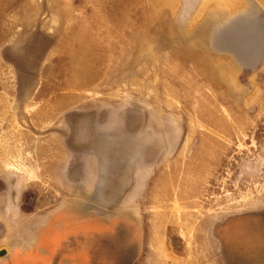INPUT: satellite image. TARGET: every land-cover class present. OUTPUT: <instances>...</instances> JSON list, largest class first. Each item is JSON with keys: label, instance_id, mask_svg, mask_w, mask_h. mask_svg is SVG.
Instances as JSON below:
<instances>
[{"label": "rangeland", "instance_id": "rangeland-1", "mask_svg": "<svg viewBox=\"0 0 264 264\" xmlns=\"http://www.w3.org/2000/svg\"><path fill=\"white\" fill-rule=\"evenodd\" d=\"M0 264H264V0H0Z\"/></svg>", "mask_w": 264, "mask_h": 264}, {"label": "water", "instance_id": "water-1", "mask_svg": "<svg viewBox=\"0 0 264 264\" xmlns=\"http://www.w3.org/2000/svg\"><path fill=\"white\" fill-rule=\"evenodd\" d=\"M5 253H6L5 251H4V252H2V253H0V256H3V255H5Z\"/></svg>", "mask_w": 264, "mask_h": 264}]
</instances>
